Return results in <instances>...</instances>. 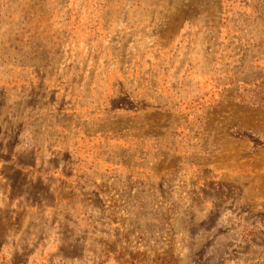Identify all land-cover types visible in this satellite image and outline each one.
<instances>
[{"label":"rangeland","instance_id":"374dc122","mask_svg":"<svg viewBox=\"0 0 264 264\" xmlns=\"http://www.w3.org/2000/svg\"><path fill=\"white\" fill-rule=\"evenodd\" d=\"M0 264H264V0H0Z\"/></svg>","mask_w":264,"mask_h":264}]
</instances>
